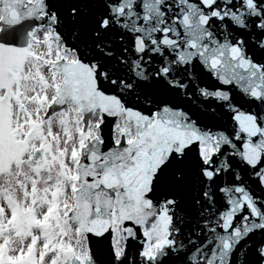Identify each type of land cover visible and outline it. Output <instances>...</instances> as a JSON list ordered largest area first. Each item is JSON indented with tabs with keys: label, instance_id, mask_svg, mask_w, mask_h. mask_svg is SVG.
Segmentation results:
<instances>
[{
	"label": "snow or ice",
	"instance_id": "obj_1",
	"mask_svg": "<svg viewBox=\"0 0 264 264\" xmlns=\"http://www.w3.org/2000/svg\"><path fill=\"white\" fill-rule=\"evenodd\" d=\"M0 264H264V0H0Z\"/></svg>",
	"mask_w": 264,
	"mask_h": 264
}]
</instances>
